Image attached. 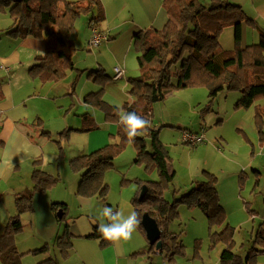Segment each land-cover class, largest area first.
Instances as JSON below:
<instances>
[{"label": "trees", "instance_id": "obj_1", "mask_svg": "<svg viewBox=\"0 0 264 264\" xmlns=\"http://www.w3.org/2000/svg\"><path fill=\"white\" fill-rule=\"evenodd\" d=\"M163 8L167 21L162 29L140 30L132 36L133 46L138 53L136 61L139 75L127 79L130 86L128 95L132 97L130 103L114 107L105 102L102 97L103 86L110 78L103 73L98 74L99 71L93 77L100 89L86 95L85 99H91L92 107L101 110L108 122L116 123L117 140L69 160L71 169L79 173L76 194L83 198L97 196L105 202L108 186L104 181V173L113 167L114 158L131 143L136 151L135 164L142 165L146 170H154L158 175L157 180H137L138 191L131 201L140 219L143 213H147L161 230V247L156 249L155 245H149L150 259L161 255L163 261L171 262L176 256L184 254L181 234L172 232L170 226L178 218L179 207L186 206L198 209L206 218L210 248L218 244L224 246L219 256L220 264H255L256 258L264 255V221L255 229L252 244L244 257L233 251L235 229L226 222L215 175L204 171L205 180L193 183L186 192L175 196L172 202L164 197V190L175 174L170 169L169 156L159 138L160 128L153 125L152 106L164 101L173 90L206 87L209 102H212L219 92L226 89L239 94L234 104L236 109H248L257 99H262V104L255 107L254 115L256 127L262 130L264 31L245 14L241 5L229 0H210L208 4L201 0H163ZM0 13H6L12 19L11 26L6 30L8 35L21 39H44V54L38 56L29 68V75L42 83L57 82L68 71L75 69L72 55L76 49L71 40L75 19L84 15L89 26H98L104 21L100 0H0ZM227 27L233 28V48L226 51L221 50L219 36ZM245 27L258 30L259 37L256 43L243 47ZM122 112H134L148 120L150 126L147 132L129 139L119 121ZM81 119L80 129L66 128L59 134L97 129L90 114H83ZM42 134L49 135L45 131ZM32 165L31 188L13 195L15 214L8 217L0 233L2 264H21L15 237L23 230L22 216L33 212L34 196L45 195L58 180L41 168L39 158ZM143 186L146 188L145 194L139 199ZM65 210L64 203L51 204V212L58 223L64 222ZM58 213L62 214L61 218H58ZM220 226L221 229L217 231L216 228ZM97 229L95 226L93 232L84 238L98 239L99 246L104 248L110 241L105 240ZM137 230L145 237L141 224ZM72 237L69 224L64 222L62 233L53 239L52 247L44 244L32 251L44 255L37 264H59L53 254L56 252L62 259L68 257L73 247Z\"/></svg>", "mask_w": 264, "mask_h": 264}, {"label": "rangeland", "instance_id": "obj_2", "mask_svg": "<svg viewBox=\"0 0 264 264\" xmlns=\"http://www.w3.org/2000/svg\"><path fill=\"white\" fill-rule=\"evenodd\" d=\"M201 1L204 4L210 2V0ZM229 1L233 2V0ZM125 2L126 4L122 6L123 11L121 12L133 8L130 1ZM245 4L248 8L250 7L248 2H245ZM100 25L102 29L104 24L101 22ZM257 25L264 31V22L258 20ZM151 28L153 29V27ZM249 30L250 41L252 40L253 29L249 27ZM103 33L108 36V41L109 37L113 35H115V39L103 42L89 50L90 30L86 27L84 15L75 19L74 32L71 34V40L74 42V46L78 48L72 55L75 69L68 71L66 74L67 76L72 74L71 79L76 78L72 89L74 91L73 96L72 98L68 97V103L70 104L72 100L74 101L72 104H76L78 99L81 102L84 100V95L89 90L86 89L84 94H82V91L87 86H95L92 90L94 93L99 91L100 86L93 81L97 71H99L98 74L103 73L102 70L98 69V64H101L108 73H111L113 67L117 66L124 67L126 70V76L122 79L113 82L109 79L105 83L102 93L103 100L114 107L124 106L127 104L128 99L130 102L132 101V97L128 95L130 86L127 79L139 75L136 61L138 53L129 37L125 38L123 34H116L115 29L111 28H108L107 32L103 31ZM219 43L221 50L227 51L233 48L232 27H227L221 32ZM128 50L130 53L126 57ZM95 56H99L101 62H97L94 59ZM90 69L95 70L90 71ZM238 95L235 91L225 89L219 92L212 102H209L206 87L193 86L173 90L164 101L153 104L152 119L153 125L160 128L159 138L169 156L170 169L176 171L174 179L164 190V197L172 202L174 194L184 193L190 188L191 184L205 180L206 174L204 171L215 175L219 196L226 214V222L235 229L232 250L244 257L252 244L255 229L259 223L264 221V171L259 170V166H257V163L260 162V165L264 168V161L260 156L261 151L264 149V125L261 127L262 130H259L254 120L255 107L262 104V99H257L250 110L236 109L234 102ZM155 106L161 108L157 110ZM84 112L92 116L97 129L88 132L72 130L64 135L59 133L66 128L52 129L45 138L42 155L39 158L41 168H47L46 172L58 179L46 194H50L52 189H65V193L70 195V205L67 204L68 207H66L70 208L71 212L73 210L71 198L72 196H74V200L78 198L75 189L77 190L76 184L78 183L79 173L71 169L69 160L78 155L88 154L107 143L117 140L115 136L116 123L108 122L101 110L88 106L87 110H83L82 113ZM220 118H222V121L217 123ZM180 123H182V126H178ZM110 124L113 125L112 128L109 126ZM81 126L82 123L80 122L78 126H71V129H80ZM200 126L204 129L205 142L196 147L182 144L180 138L183 132L182 129L194 131L199 130ZM99 131L103 132L102 135L105 138H101L99 142L95 139L91 143V134ZM135 155V148L131 143H128L124 150L114 158L113 167L105 171L104 181L108 184L106 200L107 198L109 200L120 199L124 190H132L133 193L129 200L131 202L138 191L137 180L158 179L156 171L146 170L142 165L135 164ZM64 158H66L65 162ZM50 162L54 164L53 168H58L59 173L52 168ZM253 167H256L259 171H253ZM62 173H64V184L59 182V174ZM19 179H22V177L18 176L17 180ZM6 191V194L0 193L2 196L0 202V233L8 217L15 214L13 195L20 190L11 189L9 191L7 189ZM99 199V197L94 196L86 200L92 201L91 208H93ZM99 202L102 205L105 203ZM74 203L77 205L76 202ZM80 208L75 209L73 216L83 213V208ZM178 213V218L171 224L170 230L176 234H181L180 239L185 247L184 254L176 256L171 262L163 261L161 255L153 256L152 259L155 264H220L219 255L224 246L218 244L214 248H210L208 241L209 227L204 215L198 209L186 206H180ZM5 215L6 217H4ZM30 215L27 213L22 216L23 230L17 233L15 237V247L20 256L21 264H37V259L41 255L32 252L38 247L36 241L40 239V233L35 226L30 224ZM77 217L75 220L80 219L79 216ZM68 219L70 218L66 215L64 222ZM64 222L58 223L62 226V230ZM220 229L221 226L216 228L217 231ZM142 238L147 244L145 238L143 236ZM86 241L88 240H75L73 248L79 251L93 252L84 246ZM44 244L52 247L53 240L43 242L39 248ZM55 254L59 258L56 252ZM263 256H258L255 264L258 262V258ZM67 258H59V263L60 260ZM260 260L258 264H264V259ZM0 264H2L1 261Z\"/></svg>", "mask_w": 264, "mask_h": 264}, {"label": "crops", "instance_id": "obj_3", "mask_svg": "<svg viewBox=\"0 0 264 264\" xmlns=\"http://www.w3.org/2000/svg\"><path fill=\"white\" fill-rule=\"evenodd\" d=\"M100 1L104 10V21L102 22L104 25L102 29L100 24L97 27L101 32H107L108 28L115 29L116 34H123L125 38L129 37V40H132L135 32L152 29L151 27L159 30L167 21V15L163 8V0ZM125 1H130L133 8L121 12L123 11L121 9L122 6L126 4ZM233 2L241 5L245 14L254 20L255 23L258 20L264 22V0H233ZM245 2L250 4L249 8ZM84 18L86 27L89 29L87 19L85 16ZM11 24L12 19L9 15L0 13V193L2 194H6L7 189L9 191L11 189L24 191L31 188L30 176L33 169L32 162L42 155V146L45 138H47V135L42 134V131L49 133L50 130L56 128H72L71 126H78L81 122L82 115L86 113H82L83 110H87L88 106H92L91 99L87 100L85 96L94 93L92 90L95 88V86L85 87L82 94L86 92V89L89 91L85 93L84 100L81 102L78 99L76 104H72L74 102L72 100L70 104L68 103V97L72 98L74 93L72 89L76 82V78L71 79L72 74L66 75L57 82L42 83L38 79L32 78L29 75V68L38 56L44 54L45 41L41 38L26 37L21 39L15 35H8L6 30ZM249 31L248 27L243 29V47L254 44L258 40V30H253L251 34L252 40L250 41ZM114 39L115 35L109 37V41ZM88 47L89 50L92 48L89 43ZM75 49L77 50L78 48L75 46ZM129 53L130 51L128 50L126 57H128ZM94 59L97 62H101L99 56H95ZM98 67V69L102 70L111 79V82L117 81L113 79L116 67H113L111 73H108L101 64H98ZM117 67L123 70V77H125V68L121 66ZM93 70L95 69H90V71ZM129 102L130 100L128 99L127 103ZM251 107L247 110H250ZM155 108L158 110L161 107L159 106L157 108L155 106ZM193 114L196 115L195 113ZM221 121L222 118L218 119L217 123ZM109 126L111 128L113 127L111 124ZM178 126H182V123ZM182 131L198 134L203 132L202 134L204 135L202 126L199 127V130L182 129ZM102 134L103 132L101 131L91 134V143L95 139L99 142L101 138H105ZM262 160L264 161L263 157ZM65 161L66 158H64ZM257 164L259 170L264 171L260 162ZM50 165L53 168L54 164L50 162ZM42 169L46 172L47 168L42 167ZM53 169L58 172L57 167ZM252 170L255 172L259 171L256 167H253ZM174 174H176L175 170ZM63 175L64 173L59 174V182L61 184H64ZM18 176H21L22 179L17 180ZM105 183L107 184V182ZM61 190V188H56L52 189L50 194H36L34 196L33 212L29 218L30 224L35 226L40 233V239L36 241L37 248L43 242L52 241L62 231V226L58 224V221L51 212L52 203H64L67 207L70 205V195L65 193V189ZM132 193V190H124L120 199L109 200L107 198L103 205L99 202L101 201L99 199L93 208H91L93 205L91 200H86L87 198L79 196L74 200V196H72L73 205L71 206L73 210L71 212L70 208L68 209L67 207L65 210V215L70 218L65 222L69 224V230L73 235L72 245H74L75 240H88L84 243V246L93 252L86 250L79 251L72 247L73 250H71L68 258L60 260L59 264H155V261L148 257L149 244L146 239L147 244H145L142 238L144 235L138 230L133 233L130 240L120 241L118 243L110 242L104 248L99 246L100 240L84 238L85 235L91 234L94 227H98L101 222L105 224L110 223L107 218L100 215L105 207L112 208L114 212L122 211L125 216L130 211H133V207L129 201ZM180 194L182 193L174 194V197ZM80 207L83 208V213L73 216L75 209H79ZM77 216L80 219L75 220V218H78ZM53 255L57 257L56 254ZM43 257L44 255H40L37 262L42 260ZM57 259L59 258L57 257ZM258 259L257 264L261 261L260 259H264V256Z\"/></svg>", "mask_w": 264, "mask_h": 264}, {"label": "clouds", "instance_id": "obj_4", "mask_svg": "<svg viewBox=\"0 0 264 264\" xmlns=\"http://www.w3.org/2000/svg\"><path fill=\"white\" fill-rule=\"evenodd\" d=\"M119 121L123 125V131L129 139H134L136 136L146 133L150 126L148 120L134 112L120 113ZM100 215L107 218L110 223L101 222L97 230L105 240L113 243L130 240L141 224V219L134 210L125 216L122 211L114 212L112 208L105 207Z\"/></svg>", "mask_w": 264, "mask_h": 264}, {"label": "built area", "instance_id": "obj_5", "mask_svg": "<svg viewBox=\"0 0 264 264\" xmlns=\"http://www.w3.org/2000/svg\"><path fill=\"white\" fill-rule=\"evenodd\" d=\"M90 30V40L89 45L90 47H96L102 42H106L108 40V36L101 32L95 24H91L89 26ZM123 70L121 68L116 67L114 70V80H119L123 77ZM181 142L183 144H187L189 146H197L203 144L205 142V137L202 133H193L189 131H183L181 134ZM261 156L264 159V149L261 151Z\"/></svg>", "mask_w": 264, "mask_h": 264}, {"label": "water", "instance_id": "obj_6", "mask_svg": "<svg viewBox=\"0 0 264 264\" xmlns=\"http://www.w3.org/2000/svg\"><path fill=\"white\" fill-rule=\"evenodd\" d=\"M146 188L143 186L139 199H141L145 194ZM62 214L58 213V218H61ZM141 226L143 228V231L145 232V237L150 246L155 245L156 249H159L161 247V241H160V232L156 221L151 218L147 213H143L141 217Z\"/></svg>", "mask_w": 264, "mask_h": 264}]
</instances>
